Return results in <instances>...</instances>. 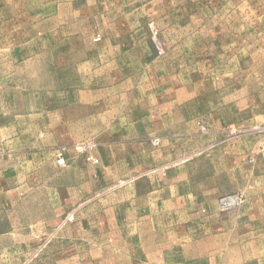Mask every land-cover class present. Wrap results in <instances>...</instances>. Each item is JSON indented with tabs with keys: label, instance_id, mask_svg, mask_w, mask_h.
Masks as SVG:
<instances>
[{
	"label": "rangeland",
	"instance_id": "obj_1",
	"mask_svg": "<svg viewBox=\"0 0 264 264\" xmlns=\"http://www.w3.org/2000/svg\"><path fill=\"white\" fill-rule=\"evenodd\" d=\"M126 18L219 102L194 135L60 119L59 65ZM0 264H264V0H0Z\"/></svg>",
	"mask_w": 264,
	"mask_h": 264
},
{
	"label": "crops",
	"instance_id": "obj_2",
	"mask_svg": "<svg viewBox=\"0 0 264 264\" xmlns=\"http://www.w3.org/2000/svg\"><path fill=\"white\" fill-rule=\"evenodd\" d=\"M105 8L103 19L112 12ZM127 23L131 22L126 18L121 45L93 47L84 52L85 57L80 61L76 58L73 63L59 65V71L69 72L75 83L69 91L66 87V93L59 96L60 119L97 120L103 131L92 132L104 133L111 119L120 115L125 121L127 118L138 120L141 129L152 128L135 133L194 135L200 130V122L206 123L211 112L219 110V102L211 100L210 87L206 94L193 93L194 79L188 69L178 67L175 57L182 54L181 46L168 45L166 52L158 56L150 32ZM177 33L172 27L159 39H178ZM83 51L76 48L75 54H83ZM202 85L204 88L205 84ZM229 103V109L240 119L243 118L244 107L252 112L258 109L257 103L254 104L252 98L250 101L244 99L241 91Z\"/></svg>",
	"mask_w": 264,
	"mask_h": 264
},
{
	"label": "built area",
	"instance_id": "obj_3",
	"mask_svg": "<svg viewBox=\"0 0 264 264\" xmlns=\"http://www.w3.org/2000/svg\"><path fill=\"white\" fill-rule=\"evenodd\" d=\"M160 53H161V51H160ZM65 162H66V160H65L64 157H60V158L58 159V163L61 164V165L65 164Z\"/></svg>",
	"mask_w": 264,
	"mask_h": 264
}]
</instances>
